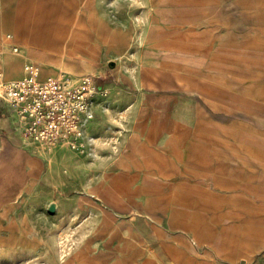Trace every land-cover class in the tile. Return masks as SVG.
<instances>
[{"label": "rangeland", "instance_id": "rangeland-1", "mask_svg": "<svg viewBox=\"0 0 264 264\" xmlns=\"http://www.w3.org/2000/svg\"><path fill=\"white\" fill-rule=\"evenodd\" d=\"M156 1L102 0V14L110 17V6L117 4L113 14L117 8L119 21L129 20L141 27L142 12L153 14ZM245 2L246 6L223 9L232 14L240 10L247 17L248 29L242 40L247 46V55L243 56L247 68L253 70L250 72L256 71L257 78L261 77L259 86L249 89L248 94L257 92L262 96V109L261 115L248 119L247 125L240 127L244 133L228 138L231 142L257 144L263 148L252 153L257 154L254 158L262 159L260 166L264 171V0ZM16 4L0 0V20L4 21L0 26L4 33L11 38L15 27L24 33L30 31L39 37L41 44L49 45L63 56L71 51L68 45L79 38L94 37V29L99 25L90 20L94 17L87 21L81 19L83 10L80 11L81 3L77 0H18ZM95 5L96 2L90 0L88 14L93 10L95 15ZM218 9L222 10L205 7L200 11L206 15ZM22 54L21 50L0 53L5 81L25 78L27 64L34 67L40 81L56 76L45 72L47 61L34 63L31 51ZM15 58L19 59L16 63ZM59 66L73 75L69 64L59 63ZM109 95H113L111 104L110 98L95 96L96 103L105 101L103 113L95 117L94 112L83 147H60L63 149L56 153L55 149L45 151L39 177L14 199L3 200L6 202L0 205V264H264L260 255L254 256L259 249L254 246V230L241 226L237 214H228L219 224L218 217L212 216L217 227L213 230L193 228L190 231L184 225H189L191 216L181 212V224L170 225L174 216L180 217L177 209L180 203L184 206L194 203L204 210L224 206L233 212H237L244 201L252 203L240 198L236 188H228L225 183L202 182L199 186L203 197L198 200L189 197L191 184L177 182L175 175L169 176L167 162L143 150V141L137 145L136 136L128 135L126 97L118 93ZM1 113L9 118L7 122H12L13 127L17 124L23 142L34 149V142L24 137L23 124L0 101ZM5 135L6 129L0 128V138ZM88 136L93 138L92 142L88 141ZM158 146L165 144L162 141ZM186 152H178L174 157L183 158ZM114 186L123 195L111 197ZM52 204L56 208L49 214ZM245 241L248 246H240V242Z\"/></svg>", "mask_w": 264, "mask_h": 264}, {"label": "crops", "instance_id": "crops-1", "mask_svg": "<svg viewBox=\"0 0 264 264\" xmlns=\"http://www.w3.org/2000/svg\"><path fill=\"white\" fill-rule=\"evenodd\" d=\"M17 1L10 0L14 6ZM77 1L83 10L81 19L94 17L90 20L99 24L94 37L79 38L68 45L71 51L63 56L41 44L32 32L24 33L17 27L6 42L3 35L9 34L0 26V53L11 52L12 46H18L22 55L31 51L32 61H47L45 72L55 75L66 71L59 63H67L72 67V76H90L97 93L110 98V104L113 95L109 94L126 97L128 135L136 136L137 145L143 141V150L166 161L169 176L191 184L189 197H203L199 186L202 182L225 183L228 188H236L240 198L252 203L242 202L237 212L224 206L204 210L194 203L187 207L180 203L178 215L181 212L191 216L189 225H182L190 231L213 230L217 227L212 216L218 217L219 224L228 214H237L241 226L254 230V246L259 248L254 256L260 255L264 261V171L260 166L262 159L254 158L257 154L252 153L263 148L228 138L244 133L240 127L261 115L262 109V96L257 92L248 94L249 89L259 86L261 77L257 78L256 71L250 72L253 70L247 68L244 59L247 46L242 40L248 29L247 17L240 10L232 14L223 9L246 6V0H157L153 14L142 12L141 27L129 20L119 21L117 8L113 14L117 4L110 6L112 11L107 18L102 14V0H94L95 15L93 10L88 14L90 0ZM205 7L222 10L201 14ZM104 103L96 105L95 117L102 115ZM8 119L0 114V128L6 129L5 137L0 138V205L14 199L39 177L45 155L43 149H32V145L24 143L17 124L13 127ZM162 141L165 146H158ZM63 148L55 149V153ZM184 151L187 152L183 158L174 157ZM112 194L111 197L123 195L115 186ZM184 207L186 210L181 209ZM179 219L182 221L181 216H174L170 225L181 224ZM240 246L248 243L240 242Z\"/></svg>", "mask_w": 264, "mask_h": 264}, {"label": "built area", "instance_id": "built-area-1", "mask_svg": "<svg viewBox=\"0 0 264 264\" xmlns=\"http://www.w3.org/2000/svg\"><path fill=\"white\" fill-rule=\"evenodd\" d=\"M25 72V78L15 81H5L0 74V101L24 123L25 135L47 152L66 138H71L67 146L81 147L79 139L87 133L98 105L90 76L59 72L40 81L33 67Z\"/></svg>", "mask_w": 264, "mask_h": 264}, {"label": "bare ground", "instance_id": "bare-ground-1", "mask_svg": "<svg viewBox=\"0 0 264 264\" xmlns=\"http://www.w3.org/2000/svg\"><path fill=\"white\" fill-rule=\"evenodd\" d=\"M10 39H11V38H10L8 35L5 37L6 42H9ZM18 51H19L18 46H12V47H11V52L16 53V52H18ZM28 66L33 67L32 65L27 64V65L25 66V68H24V71H25L26 67H28ZM33 68H34V67H33ZM34 70H35V69H34ZM0 74H1L2 79L4 80V78H3V76H2L1 68H0ZM25 75H26V72H25ZM25 77H26V76H25ZM54 77H55V76H54ZM47 79H49V78H47ZM15 80H19V79H14V80H10V81H15ZM45 80H46V79H45ZM19 122H20L21 124H23V129H22V130H23V134H24V137L28 140L29 138L25 135L24 123H23L22 121H20V120H19ZM87 138H88V141H89V142H92V141H93V138H92V137L88 136ZM85 140H86V133L84 132L83 135H82V136L80 137V139H79V142H80L81 147H83V145L85 144V142H86ZM29 141H31V140L29 139ZM70 142H71V138H66L65 140L59 142V144L56 145L55 149H57L58 147H66L67 144H69ZM32 143H33V142H32ZM34 145H35L37 148L43 149L44 151L46 150L45 147H44V145H42V144H35V143H34ZM93 154H94V153H93Z\"/></svg>", "mask_w": 264, "mask_h": 264}, {"label": "water", "instance_id": "water-1", "mask_svg": "<svg viewBox=\"0 0 264 264\" xmlns=\"http://www.w3.org/2000/svg\"><path fill=\"white\" fill-rule=\"evenodd\" d=\"M55 208H56V207H55L54 204L50 205L49 208H48V213H49V214H53L54 211H55Z\"/></svg>", "mask_w": 264, "mask_h": 264}]
</instances>
